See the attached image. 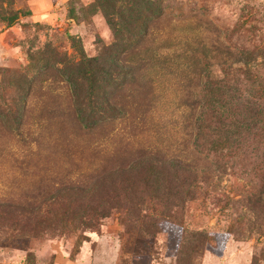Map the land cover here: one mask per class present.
Instances as JSON below:
<instances>
[{"label":"rangeland","instance_id":"obj_1","mask_svg":"<svg viewBox=\"0 0 264 264\" xmlns=\"http://www.w3.org/2000/svg\"><path fill=\"white\" fill-rule=\"evenodd\" d=\"M0 201V264H264V0H0Z\"/></svg>","mask_w":264,"mask_h":264},{"label":"trees","instance_id":"obj_2","mask_svg":"<svg viewBox=\"0 0 264 264\" xmlns=\"http://www.w3.org/2000/svg\"><path fill=\"white\" fill-rule=\"evenodd\" d=\"M14 20V18L12 19V21ZM111 107V106H110ZM43 199L42 203H41V208L44 204H50V200L48 198H46L45 193H40L39 194ZM36 200H40L38 198H33L32 201H36ZM40 210V206L39 207H34L31 205H26V206H21V205H17L14 203H10L8 201H0V216L2 215H9L10 217L12 215H26V216H21L24 217L26 219H29L28 221H24L28 224H35L34 228L39 227V225L45 223L46 221L37 218V216H34L37 214V212ZM23 219V218H22ZM36 219V220H34ZM25 223V225H26ZM27 226V225H26ZM35 231V230H33Z\"/></svg>","mask_w":264,"mask_h":264}]
</instances>
